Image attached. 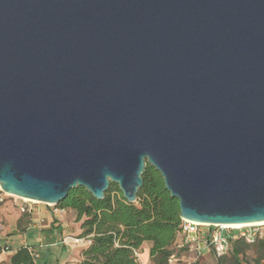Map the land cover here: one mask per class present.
<instances>
[{
	"label": "water",
	"instance_id": "water-1",
	"mask_svg": "<svg viewBox=\"0 0 264 264\" xmlns=\"http://www.w3.org/2000/svg\"><path fill=\"white\" fill-rule=\"evenodd\" d=\"M147 164L182 220L264 222V0H0V190L133 203Z\"/></svg>",
	"mask_w": 264,
	"mask_h": 264
},
{
	"label": "trees",
	"instance_id": "trees-1",
	"mask_svg": "<svg viewBox=\"0 0 264 264\" xmlns=\"http://www.w3.org/2000/svg\"><path fill=\"white\" fill-rule=\"evenodd\" d=\"M142 178L143 184L133 203L123 198L117 184L112 182L100 200L82 186L68 191L57 206L74 210L77 221L84 217L79 238L88 237L91 242L82 250L81 261L66 264H138L134 251L145 242L149 244L153 264L167 262L175 252L172 244L179 236L183 239L178 201L165 190L163 178L153 166L147 164ZM249 251L253 252L250 257ZM215 257L217 264H264V236L253 242L233 239L229 251ZM10 262L38 264L26 246L16 249ZM41 264L47 262L42 260Z\"/></svg>",
	"mask_w": 264,
	"mask_h": 264
},
{
	"label": "rangeland",
	"instance_id": "rangeland-1",
	"mask_svg": "<svg viewBox=\"0 0 264 264\" xmlns=\"http://www.w3.org/2000/svg\"><path fill=\"white\" fill-rule=\"evenodd\" d=\"M24 201L32 208L31 213L19 211ZM76 218L74 210L61 209L57 205H46L38 201L22 200L21 197L5 194L0 190V247L8 246L7 252L14 251L20 244L19 239L23 238L29 247L40 255L36 258L38 264H41L42 260L47 264L81 261L82 250L87 244L84 241L76 242L75 238H79L81 234V222L84 217L80 221ZM252 228L258 235L264 236V224ZM181 242L182 237L179 236L176 243L172 244L180 264H217L215 255L209 251L196 258L193 253L177 246ZM144 248H149V244L145 242L137 250L138 264H153L149 257L142 258L141 251ZM247 254L250 257L253 252L249 251Z\"/></svg>",
	"mask_w": 264,
	"mask_h": 264
},
{
	"label": "built area",
	"instance_id": "built-area-1",
	"mask_svg": "<svg viewBox=\"0 0 264 264\" xmlns=\"http://www.w3.org/2000/svg\"><path fill=\"white\" fill-rule=\"evenodd\" d=\"M22 200L28 199L22 198ZM24 202L25 203H23L19 207V211L24 213H31L32 208L28 206V204L26 203L27 201ZM181 221V232L183 239L181 244L177 246L179 248L185 247L186 250L191 254L193 253L196 258H199V256L205 251H209L215 256L226 254L229 251V246L233 239L244 238L247 242H253L255 238H257L258 236H262L258 235V233L253 230L254 228H252L259 224L245 225L240 228H226L221 224H215L212 226L208 224L196 223L186 219H181ZM202 227H204L205 229H202ZM75 241H84L87 245L91 242L88 237L75 238ZM25 246L28 248L30 254L33 255L35 259L40 256L38 255V253L34 252L28 245ZM8 250V246L2 248V251L7 252ZM134 252L136 258H138L139 253L137 251ZM165 264H180L177 258V253L173 252Z\"/></svg>",
	"mask_w": 264,
	"mask_h": 264
},
{
	"label": "crops",
	"instance_id": "crops-1",
	"mask_svg": "<svg viewBox=\"0 0 264 264\" xmlns=\"http://www.w3.org/2000/svg\"><path fill=\"white\" fill-rule=\"evenodd\" d=\"M38 239V236H36V240ZM19 242H20V244L18 245L19 247H22V246H25V245H28L29 246V244L27 243V241H25L23 238L22 239H19ZM18 242V243H19ZM17 243V244H18ZM17 246V249L19 248ZM16 247V246H15ZM14 247V248H15ZM16 250V249H15ZM14 250V251H15ZM14 251H10V252H7V253H5L4 251H2L1 250V252H0V264H11V262H10V259H11V255H12V253L14 252ZM142 253H141V255H142V258L143 259H145V258H148L149 257V251H148V248L147 249H143L142 251H141Z\"/></svg>",
	"mask_w": 264,
	"mask_h": 264
},
{
	"label": "bare ground",
	"instance_id": "bare-ground-1",
	"mask_svg": "<svg viewBox=\"0 0 264 264\" xmlns=\"http://www.w3.org/2000/svg\"><path fill=\"white\" fill-rule=\"evenodd\" d=\"M264 222H257V223H242V224H228V225H224L226 228L228 227H233V228H240L243 227L245 225H257V224H263Z\"/></svg>",
	"mask_w": 264,
	"mask_h": 264
}]
</instances>
